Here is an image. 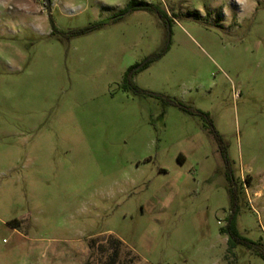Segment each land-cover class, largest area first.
I'll return each instance as SVG.
<instances>
[{"label": "rangeland", "instance_id": "1", "mask_svg": "<svg viewBox=\"0 0 264 264\" xmlns=\"http://www.w3.org/2000/svg\"><path fill=\"white\" fill-rule=\"evenodd\" d=\"M49 1L0 0V264H264V0Z\"/></svg>", "mask_w": 264, "mask_h": 264}, {"label": "trees", "instance_id": "2", "mask_svg": "<svg viewBox=\"0 0 264 264\" xmlns=\"http://www.w3.org/2000/svg\"><path fill=\"white\" fill-rule=\"evenodd\" d=\"M129 10H131V12L133 11H137V10H143V11H155L159 14V16L162 19L166 18V13L162 10L157 9L156 7H154L151 4H148L144 1H137V0H132L131 4L129 5ZM119 20V18H117L115 21ZM52 25H54V23H52ZM168 51V48H166L162 53L160 54L158 58H161L166 52ZM153 60H150L149 62H147V64L141 66L138 68V66H134L132 68H130L125 76V84H124V88L126 90L128 89H133L134 91H136L137 93H148L145 92L144 90L140 89L139 87L135 86L134 83L132 82V78L134 76V74L139 71V70H143L145 68H147L149 66V64L152 62ZM150 95H152L151 93H148ZM181 107H183V105H180ZM201 113V112H200ZM202 115L206 116L207 114L201 113ZM213 132L216 136V138L218 139V141L221 144V152L223 154V157L225 159V161L227 163H229V158L227 156V151L226 148L224 146H222L223 141L222 138L220 136V134L217 133V131L213 128ZM228 180L230 182L231 185V194H232V202H233V209H232V214L230 215L227 225L225 228L222 229V233L228 235L229 240H228V245H229V251L234 250L238 245H245L248 248H254L256 246V243L253 242L252 240L244 237L239 229H238V224H237V217L239 214V192L237 189V183L235 178L233 177L232 173H228ZM264 256V255H263Z\"/></svg>", "mask_w": 264, "mask_h": 264}, {"label": "flooded vegetation", "instance_id": "3", "mask_svg": "<svg viewBox=\"0 0 264 264\" xmlns=\"http://www.w3.org/2000/svg\"><path fill=\"white\" fill-rule=\"evenodd\" d=\"M45 4L47 5V0H45ZM130 13H131V10H129V7H128L121 13V16L123 17L127 14H130Z\"/></svg>", "mask_w": 264, "mask_h": 264}, {"label": "crops", "instance_id": "4", "mask_svg": "<svg viewBox=\"0 0 264 264\" xmlns=\"http://www.w3.org/2000/svg\"><path fill=\"white\" fill-rule=\"evenodd\" d=\"M225 235H226V234H225ZM112 236H113L112 234L109 235V237H112ZM120 242H121V241H120ZM121 243H122V242H121Z\"/></svg>", "mask_w": 264, "mask_h": 264}, {"label": "water", "instance_id": "5", "mask_svg": "<svg viewBox=\"0 0 264 264\" xmlns=\"http://www.w3.org/2000/svg\"><path fill=\"white\" fill-rule=\"evenodd\" d=\"M47 4H50V1L49 0H47Z\"/></svg>", "mask_w": 264, "mask_h": 264}]
</instances>
